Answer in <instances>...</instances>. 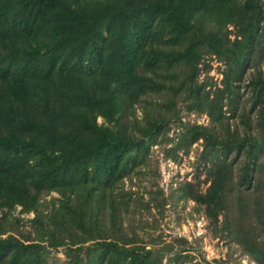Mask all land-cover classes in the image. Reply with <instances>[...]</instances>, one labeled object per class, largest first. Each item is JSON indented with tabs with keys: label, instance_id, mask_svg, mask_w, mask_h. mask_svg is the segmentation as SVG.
<instances>
[{
	"label": "trees",
	"instance_id": "1",
	"mask_svg": "<svg viewBox=\"0 0 264 264\" xmlns=\"http://www.w3.org/2000/svg\"><path fill=\"white\" fill-rule=\"evenodd\" d=\"M201 140L204 181L134 189L153 145ZM173 196L264 264V0H0V264H205L140 234Z\"/></svg>",
	"mask_w": 264,
	"mask_h": 264
},
{
	"label": "rangeland",
	"instance_id": "2",
	"mask_svg": "<svg viewBox=\"0 0 264 264\" xmlns=\"http://www.w3.org/2000/svg\"><path fill=\"white\" fill-rule=\"evenodd\" d=\"M207 62L211 69L209 72L202 71L200 79L205 82L208 80L209 83L214 82L216 86L221 87L225 66L218 62L215 57ZM248 97L249 95L245 94L243 103ZM183 120L185 122H199L203 125L210 124L207 115L190 113L185 110H183ZM98 121L101 123L103 119L99 118ZM232 121L235 122V120ZM180 132V126L174 124L171 125V130L167 135L169 138H175ZM171 143L170 141L166 145H153L147 169L134 180L137 184L134 189L144 193L146 200L149 199V190L162 189L165 195L169 196L184 181H204L206 179L205 168L208 162L200 159V154L203 151L202 140L194 144L188 154L180 151L181 158L177 161L166 157L164 148L171 147L173 144ZM207 186L208 184L202 183L203 190ZM141 213L144 223L147 222L146 230H139L141 235L147 239L149 236L153 238L162 235L166 241H173L174 238H185L192 247L191 254L196 262L220 264L219 261H225V264L226 262L227 264H256L248 256H245L239 245L230 239L216 238L212 235L205 212L194 201L180 200L173 196L162 213L154 206L150 212L143 210ZM15 214L23 219L22 224L25 225V228L30 229L29 219L33 217V213H21L19 207ZM65 259L63 250L60 249L56 253H52L49 264H64Z\"/></svg>",
	"mask_w": 264,
	"mask_h": 264
}]
</instances>
